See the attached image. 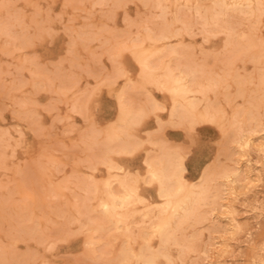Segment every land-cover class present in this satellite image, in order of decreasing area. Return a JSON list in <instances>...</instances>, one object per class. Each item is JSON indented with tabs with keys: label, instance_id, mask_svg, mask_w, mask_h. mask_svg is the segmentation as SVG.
I'll list each match as a JSON object with an SVG mask.
<instances>
[{
	"label": "rangeland",
	"instance_id": "1",
	"mask_svg": "<svg viewBox=\"0 0 264 264\" xmlns=\"http://www.w3.org/2000/svg\"><path fill=\"white\" fill-rule=\"evenodd\" d=\"M258 1L0 0V264H264Z\"/></svg>",
	"mask_w": 264,
	"mask_h": 264
},
{
	"label": "bare ground",
	"instance_id": "2",
	"mask_svg": "<svg viewBox=\"0 0 264 264\" xmlns=\"http://www.w3.org/2000/svg\"><path fill=\"white\" fill-rule=\"evenodd\" d=\"M222 1H223V0H222ZM230 1H231V0H230ZM257 1H258V0H256V2H257ZM263 1H264V0H263ZM256 2H255V3H256ZM258 2H260V1H258ZM258 2H257V3H258ZM218 4H219V3H218ZM220 4H221V3H220ZM245 4H246V3H245ZM222 5H223V3H222ZM250 5H251V3H250ZM255 5H256V4H255ZM257 5H258V7L260 6V4H257ZM257 5H256V6H257ZM213 6H214V5H213ZM231 6H233V5H231ZM231 6H230V7H231ZM248 6H249V4H248ZM230 7H229V8H230ZM236 7L239 8L240 5H239V7H238V6H236ZM229 8H228V9H229ZM243 8H244V7H241V9H243ZM245 8H246V7H245ZM259 8H260V7H259ZM231 9H232V8H231ZM231 9H230V10H231ZM233 9H234V8H233ZM233 9H232V10H233ZM263 9H264V8H263ZM234 10H235V9H234ZM236 10H237V9H236ZM255 10H256V8H255ZM194 11H195V10H194ZM223 11L226 12V10H223ZM247 11H248V10H247ZM249 11H250V10H249ZM257 11H258V10H257ZM203 12H204V11H203ZM212 12H213V11H212ZM214 12H215V11H214ZM232 12H233V11H232ZM252 12H253V11H252ZM252 12L250 11L251 14H252ZM263 12H264V11H263ZM228 13H229V12H228ZM246 13H247V12H246ZM259 13H260V12H259ZM197 14H198V13H197ZM215 14H217V13H215ZM238 14H239V12H238ZM239 15H241V14H239ZM249 15H250V14H249ZM174 17H175V16H174ZM202 17H204V16H202ZM214 17H215V16H214ZM251 17H252V16H251ZM259 17H260V16H259ZM259 17H258V18H259ZM161 18H162V16H161ZM161 18H160V19H161ZM215 18H216V17H215ZM200 19H201V18H200ZM175 20H176V18H175ZM201 21H202V19H201ZM209 21H210V20H209ZM211 21H212V20H211ZM169 24H170V23H169ZM204 25H205V24H204ZM178 26H179V25H178ZM201 27H202V26H201ZM217 27H218V26H217ZM7 28H8V27H7ZM227 28H228V27H227ZM185 29H186V28H185ZM217 29H218V28H217ZM220 30H221V29H220ZM226 30H228V29H226ZM253 30H254V29H253ZM148 31H149V30H148ZM166 31H167V30H166ZM7 32H8V31H7ZM172 32H173V31H172ZM162 33H163V31H162ZM164 33H165V31H164ZM206 33H208V32H206ZM226 33H227V32H226ZM229 33H230V32H229ZM1 35H2V34H1ZM155 35H156V34H155ZM211 35H212V34H211ZM161 36H162V35H161ZM166 36L168 37L169 35L167 34ZM10 37H11V36H10ZM152 37H153V35H152ZM157 38H158V37H157ZM161 38L164 39V37H161ZM161 38L159 37L160 40H161ZM235 38H236V37H235ZM153 39H154V38H153ZM247 39H248V38H247ZM164 40H165V39H164ZM230 40H231V39H230ZM240 40H241V39H240ZM245 40H246V39H245ZM153 41H154V40H153ZM138 42H139V41H138ZM229 42H230V41H229ZM262 43H263V42H262ZM246 44H247V43H246ZM249 48H250V47H249ZM171 52H172V51H171ZM173 52H174V51H173ZM166 53H167V52H166ZM138 54H141V53H138ZM143 54H144V53H143ZM170 54H171V53H170ZM174 55H175V54H174ZM141 56H142V55H141ZM157 59H158V58H157ZM152 61H153V60H152ZM153 62H155V61H153ZM152 64H154V63H152ZM171 64H172V63H171ZM154 68H156V67H154ZM184 69H186V68H184ZM185 71H186V70H185ZM185 71L182 70V73L185 72ZM186 72H187V71H186ZM188 73H189V72H188ZM190 73H192V72L190 71ZM184 74H185V73H184ZM187 75H188V74H187ZM190 75H192V74H190ZM120 76H122V75H120ZM120 76H119V77H120ZM192 76H193V75H192ZM192 76H190V77H192ZM194 76H195V75H194ZM175 77H176V76H175ZM175 77H174V78H175ZM183 77H184V76H183ZM185 78H186V77H185ZM192 78H193V77H192ZM192 78H191V80H192ZM159 79H160V78H159ZM180 79H181V78H180ZM183 79H184V78H183ZM193 79H194V78H193ZM188 81L190 82V79H188ZM126 82H127V81H126ZM128 82H129V81H128ZM166 83H167V82H166ZM173 83H175V82H173ZM186 85H188V84H186ZM189 85H190V84H189ZM191 85H192V84H191ZM193 87H194V86H193ZM155 88H156V87H155ZM174 88H175V87H174ZM178 88H180V89L182 90V92L184 91V93H186L187 91H189L188 88H190V86H188V87H184V85L180 82V80H178ZM191 89H192V87H191ZM193 89H194V88H193ZM206 90H207V89H206ZM206 90H205V91H206ZM191 91H192V90H191ZM194 91H195V90H194ZM174 92H175V91H174ZM189 93H190V92H189ZM193 93H194V92H193ZM190 94H192V93H190ZM195 94H196V91H195ZM172 96H174V95H172ZM187 100H188V99H187ZM187 100H186V101H187ZM189 101H190V100H188V102H189ZM189 103H190V102H189ZM176 105H177V104H176ZM187 105H188V104H187ZM187 105H186V106H187ZM151 106H153V105H151ZM155 106L157 107L158 105H155ZM155 106H154V107H155ZM177 106H178V105H177ZM177 106H176V107H177ZM186 106H185V107H186ZM149 107H150V106H149ZM158 107H159V106H158ZM158 107H157V108H158ZM178 107H179V109H180V106H178ZM178 107H177V108H178ZM192 107L195 108V106H193L192 103L189 104V105L187 106L186 112H187V111H191V109H193ZM206 107H207V106H206ZM209 107H210V106H209ZM151 108H152V107H151ZM149 109H150V108H149ZM152 109H153V108H152ZM176 110H177V109L175 108V111H176ZM125 111H126V110H125ZM125 111H124V113H125ZM149 111H150V110H149ZM151 111H153V110H151ZM151 111H150V113H151ZM170 111H171V110H170ZM175 111H173V113H176ZM178 111H179V110H178ZM203 111H204V110H203ZM207 111H208V110H206V112H205V111H204V112L207 113ZM126 112H127V111H126ZM180 112H181V113L183 112V114H184L185 111L181 108ZM186 112H185V114H186ZM208 112H209V111H208ZM178 113H179V112H178ZM209 113H212V111H210ZM191 114H192V113H191ZM213 114H214V113H213ZM138 115H139V113H138ZM171 115H172V114H171ZM187 115H188V114H187ZM189 115H190V114H189ZM189 115H188V116H189ZM192 115H193V114H192ZM210 115H211V114H210ZM168 116H170V113H169V115H167V118H168ZM178 116H179V115H177V117H178ZM180 116H181V115H180ZM180 116H179V117H180ZM203 116H204V115H203ZM215 116H216V114H215ZM136 117H137V115H136ZM175 117H176V116H175ZM192 117L194 118V116H192ZM205 117H206V116H205ZM141 118H142V117H141ZM173 118H174V117H173ZM189 118H190V116H189ZM210 118H211V116H210ZM212 118H213V117H212ZM212 118H211V119H212ZM130 119H132V118H130ZM138 119H139V118H138ZM176 119H177V118H176ZM183 119H184V118H183ZM185 119H186V115H185ZM198 119H199V118H198ZM211 119H210V121H211ZM180 120H181V119H180ZM180 120H179V121H180ZM187 120H188V119H187ZM189 120H190V119H189ZM193 120H194V119H193ZM199 120H201V119H199ZM212 120H213V119H212ZM221 120H222V119H221ZM190 121H192V119H191ZM196 121H197V120H196ZM225 121H226V120H225ZM132 122H133V120H132ZM132 122H131V123H132ZM157 122H158V120H157ZM192 122H193V121H192ZM192 122H191V123H192ZM194 122H195V121H194ZM200 122H201V121H200ZM233 122H234V120H233ZM173 123H174V122H173ZM207 123H208V122H207ZM227 123H228V122H227ZM119 124H120V123H119ZM126 124H128V123H126ZM160 124H161V122H160ZM225 124H226V123H225ZM115 125H116V124H115ZM157 125H158V124H157ZM120 126H121V125H120ZM126 127H127V126H126ZM219 127H220V126H219ZM120 130H121V129H120ZM120 130H119V131H120ZM163 130H164V129H163ZM116 133H118V132H116ZM118 135H119V134H118ZM130 137H131V136H130ZM145 137H146V136H145ZM147 137H148V136H147ZM149 138H150V137H149ZM149 138H147V139H149ZM106 139H107V138H106ZM132 139H133V138H132ZM132 139H131V141H132ZM150 139H151V138H150ZM107 140H108V139H107ZM147 141H149V140H147ZM119 142H122V141L119 140ZM138 142H140V141H138ZM145 142H146V141H145ZM151 142H152V141H151ZM241 142H244V143H245L246 141H241ZM122 143H123V142H122ZM129 143H130V142H129ZM147 144H149V143H147ZM147 144H146V146H149V145H147ZM245 144H247V143H245ZM116 145H117V144H116ZM120 145H121V144H120ZM122 145H123V144H122ZM129 145H130V144H129ZM132 145H133V144H131V146H130L131 148H133ZM150 145H151V143H150ZM241 145H243V144H241ZM110 146H111V144H110ZM124 146H126V144H125ZM133 146H134V145H133ZM153 146H154V145H153ZM153 146H152V148H153ZM246 146H247V145H246ZM113 147H114V146H113ZM134 147H135V146H134ZM241 147H243V146H241ZM110 148H111V147H110ZM118 148L121 149V150L124 149V148H122V146H121V147L119 146ZM136 148H138V147H136ZM136 148H135V149H136ZM244 148H245V147H244ZM107 149H108V148H107ZM114 149H115V147H114ZM119 149H118V150H119ZM125 149H126V148H125ZM133 149H134V148H133ZM160 149H161V147H160ZM160 149H158V150H159V151L164 150V149H161V150H160ZM112 150H113V149H112ZM118 150H117V151H118ZM127 151L130 152L129 149H128ZM110 152H111V151H110ZM114 152H115V151H114ZM149 152H150V151H149ZM149 152H147V153H149ZM104 153H105V152H104ZM115 153H117V152H115ZM121 153H122V155H123L124 152L122 151V152H120V154H121ZM147 153H146V154H147ZM161 153H162V151H161ZM161 153H160L159 155L164 156L163 153H162V154H161ZM169 153H170V152H169ZM150 154H151V153H150ZM103 155H104V154H103ZM107 155H108V154H107ZM109 155H110V154H109ZM127 155H128V154H127ZM148 155H149V154H148ZM148 155H145V157L148 156ZM152 155H153V154H152ZM168 155H169V154H168ZM150 156H151V155H150ZM154 156H155L154 158L156 159L157 155H154ZM174 156H175V155H174ZM176 156H177V154H176ZM177 157H178V156H177ZM105 158H106V157H105ZM99 159H100V158H99ZM146 159H147V157H146ZM146 159L144 158V160H146ZM150 159H151V157H150ZM90 160H91V159H90ZM90 160H89V161H90ZM93 160H94V158H93ZM107 160H108V159H107ZM153 160H154V159H153ZM158 160H159V158H158ZM163 160H164V158H163ZM95 161H96V160H95ZM99 161H100V160H99ZM99 161H98V162H99ZM103 161H104V159H103ZM148 161H149V160H148ZM151 161H152V160H151ZM151 161L148 162V167L145 166L147 169L150 170V174H151V176H148V178H149V177H151V178H152V177H154V178L156 177V178H158V180H160L161 184L164 183V182H165V179H166V176H168V175H166V171H165L166 169H165V167H164V168L162 167L164 164H163L162 166H160V167L157 165L159 168H156L155 165H154V163H152ZM156 161H157V160H156ZM164 161H166V159H165ZM167 161H168V160H167ZM172 161L174 162V160H172ZM172 161H171V162H172ZM87 162H88V161H87ZM108 162H109V161H107V163H108ZM143 162L145 163V161H143ZM146 162H147V160H146ZM179 162H180V161H179ZM101 163H102V162H101ZM109 163H110V162H109ZM156 163H157V162H156ZM156 163H155V164H156ZM160 163H162V162H160ZM160 163H158V164H160ZM163 163L166 164V163H168V162H163ZM110 164H111V163H110ZM110 164H109V165H110ZM172 164H173V163H172ZM101 165L103 166V164H101ZM160 165H161V164H160ZM92 166H93V165H92ZM106 166H107V164H106ZM165 166H167V164H166ZM176 166H178V165H176ZM86 167H87V166H86ZM93 167H94V166H93ZM93 167H92V168H93ZM114 167H115V166H114ZM180 167H181V166H180ZM180 167H179V168H180ZM107 168H108V167H107ZM111 168H113V167H111ZM118 168H119V167H118ZM172 168H173V166H172ZM181 168H182V167H181ZM116 169H117V168H116ZM116 169H113V170L116 171ZM120 169H121V168H120ZM120 169L117 170V172L120 173V171H121ZM177 169H178V168H177ZM92 170H93V169H92ZM94 170H95V168H94ZM108 170L110 171V168H109ZM180 170H181V169H180ZM236 170H237V169H236ZM147 171H148V170H147ZM147 171H146V172H147ZM171 171H172V170H171ZM174 171H175V170H174ZM174 171H173V172H174ZM178 171H179V170H178ZM183 171H184V170H183ZM94 172H95V171H94ZM107 172H108V171H107ZM173 172H172V174H173ZM181 172H182V171H181ZM147 173H148V172H147ZM226 173H227V172H226ZM150 174H149V175H150ZM172 174H171V175H172ZM178 174H179V172H178ZM235 174H236V172H235ZM225 175H226V174H225ZM225 175H224V177H225ZM178 176H179V178H180V175H178ZM229 176H230V175H229ZM129 177H130V176H129ZM169 177H170V175H169ZM230 177H231V176H230ZM151 178H150V179H151ZM172 178H173V177H172ZM172 178H171V179H172ZM176 178H178V177H176ZM179 178H178V179H179ZM116 179H117V178H116ZM146 179H147V178H146ZM174 179H175V178H174ZM178 179H177V180H178ZM180 179H181V178H180ZM226 179H227V178H226ZM90 180H91V179H90ZM90 180H89V181H90ZM110 180H112V178H110ZM117 180H118V179H117ZM122 180H123V179H122ZM133 180H134V179H132V181H133ZM166 180H167V179H166ZM177 180H176V181H177ZM134 181H135V180H134ZM147 181H148V180H147ZM151 181H152V180H151ZM129 182H130V181H129ZM141 182H142V180H141ZM92 183H93V182H92ZM115 183H116V182H115ZM123 183L125 184V182L122 181L121 184H123ZM132 183H134V182H132ZM150 183H151V182H150ZM150 183L147 182V185L150 186ZM152 183H153V182H152ZM152 183H151V184H152ZM157 183H158V182H157ZM165 183H166V182H165ZM169 183H171V181H170ZM103 184H104V183H103ZM117 184H118V183H117ZM142 184H143V183H142ZM145 184H146V182H145ZM159 184H160V183H159ZM172 184H174V182H173ZM183 184H185V183H183ZM201 184H202V183H201ZM104 185H105V186H104L105 188H106V185H107V188L109 189V188H111V187H110V186L108 187V185H112V184L110 183V184H104ZM119 185H120V184H119ZM119 185H118V186H119ZM143 185H144V184H143ZM168 185H171V184H168ZM176 185H177V184H176ZM180 185H181V184H180ZM180 185H179V186H180ZM194 185H195V184H194ZM102 186H103V185H102ZM118 186H117V188H119ZM124 186H125V185H124ZM124 186H123V187H124ZM144 186H145V185H144ZM195 186H196V185H195ZM201 186H202V185H201ZM120 187H122V186H120ZM159 187H160V185H159ZM171 187H172V186H171ZM180 187H182V186H180ZM205 187H206V186H205ZM107 188H106V189H107ZM127 188H128V187H127ZM127 188H124V189H127ZM175 188H176V187H175ZM187 188H188V187H187ZM201 188H202V187H201ZM90 189H91V188H90ZM94 189H95V188H94ZM106 189H105V192H108L109 190L106 191ZM157 189L159 190V188H157ZM199 189H200V188H199ZM92 190H93V189H92ZM122 190H123V189H122ZM128 190H129V189H128ZM130 190H132V189H130ZM179 190H180V189H179ZM181 190H182V189H181ZM231 190H232V189H231ZM135 191H136V190H135ZM170 191H171V190H168V189H165V188H161V189H160L161 196H162V197H165V198L170 197ZM186 191H187V193H188V189H187ZM111 192H112V191H111ZM114 192H115V191H114ZM127 192H128V191H127ZM174 192H175V191H174ZM202 192H204L203 189H202ZM202 192H200V193H202ZM205 192H207V191H205ZM112 193H113V192H112ZM118 193H119V192H118ZM130 193H131V192H130ZM130 193H128V194H130ZM171 193H172V191H171ZM180 193H181V192H180ZM29 194H30V193H29ZM95 194H96V193H95ZM95 194H94V195H95ZM107 194H108V193H107ZM113 194H114V193H113ZM116 194H117V193H116ZM120 194H121V193H120ZM128 194H126V195L128 196ZM156 194H157V193H156ZM156 194H155V195H156ZM185 194H186V192H185ZM193 194H194V193H193ZM198 194H199V193H198ZM205 194H208V193H205ZM90 195H91V194H90ZM171 195H172V194H171ZM186 195H187V194H186ZM189 195H190V193H189ZM189 195H188V196H189ZM191 195H192V194H191ZM196 195H197V193H196ZM92 196H93V195H92ZM108 196H109V195H107V198H109ZM110 196H112V195H110ZM116 196H117V195H116ZM123 196H124V195H123ZM123 196H122V197H123ZM176 196H177V195H176ZM183 196H184V195H183ZM192 196H193V195H192ZM117 197L119 198L120 195L117 196ZM124 197H125V196H124ZM129 197H130V196H129ZM156 197H158V196H156ZM190 197H191V196H190ZM85 198H86V197H85ZM115 198H116V197H115ZM125 198H127V197H125ZM170 198H173V199H174L173 196L170 197ZM170 198H168V199H170ZM182 198H186V197H182ZM199 198H201V197H198V200H199ZM205 198H206V197H205ZM33 199H34V198H33ZM51 199H52V198H51ZM191 199H192V198H191ZM196 199H197V198H196ZM110 200H111V199H110ZM113 200H114V199H113ZM124 200H129V199H121L119 203H123ZM136 200H137V199H136ZM164 200H165V199H164ZM166 200H167V199H166ZM171 200H172V199H171ZM180 200H182V199L180 198ZM184 200H185V199H183V202H184ZM186 200H187V199H186ZM201 200H202V198H201ZM203 200H205V199H203ZM87 201H88V200H87ZM87 201H85V202H87ZM90 201H91V200H90ZM106 201H107V200H106ZM115 201H118V200H115ZM131 201H132V199H131L129 202H131ZM191 201H192V200H191ZM193 201H194V200H193ZM109 202H110V201H109ZM129 202H128V204H129ZM139 202H143V200H142V201L139 200ZM144 202H145V201H144ZM162 202H163V200H162ZM173 202H174V201H173ZM177 202H178V201H177ZM181 202H182V201H181ZM196 202H197V201H196ZM201 202H202V201H201ZM34 203H35V202H34ZM81 203H82V202H81ZM98 203H99V201H98ZM98 203H97L96 205H98ZM100 203H101V200H100ZM105 203H106V202H105ZM115 203H116V202H115ZM115 203L113 202V204H115ZM136 203H137V202H136ZM168 203H169V201H168ZM171 203H172V202H171ZM175 203H176V202H174V204H175ZM87 204H89V203H87ZM102 204H103V203H101V204H99V205L101 206ZM117 204H118V203H117ZM123 204H124V203H123ZM126 204H127V203H126ZM126 204H124L123 206H125ZM172 204H173V203H172ZM194 204H195V203H194ZM202 204H204V203H202ZM82 205H83V204H82ZM99 205H98V206H99ZM109 205H111V203H110ZM132 205H133V203H132ZM137 205H138V204H137ZM163 205H164V204H163ZM176 205H177V204H176ZM21 206H22V205H21ZM100 206H99V207H100ZM102 206H103V205H102ZM114 206H116V205H114ZM123 206H121V207H123ZM128 206H129V205H128ZM174 206H175V205H174ZM187 206H188V205H187ZM200 206H201V204H200ZM36 207H37V206H36ZM88 207H89V206H88ZM105 207H106V206H105ZM112 207H113V205L110 206L109 208H112ZM172 207H173V206H172ZM190 207H191V206H190ZM117 208H118V207H117ZM117 208L115 207L114 209H117ZM125 208H126V206H125ZM164 208H165V206H164ZM167 208H168V207H167ZM175 208H176V207H175ZM175 208H174V210H175ZM178 208H180V207H178ZM187 208H188V207H187ZM194 208H195V207H194ZM228 208H229V207H228ZM114 209H113V210H114ZM180 209H181V208H180ZM183 209H184V208H183ZM189 209H190V208H189ZM198 209H199V208H198ZM98 210H99V209H98ZM102 210H103V209H102ZM111 210H112V209H111ZM118 210H119V209H118ZM123 210H124V208H123ZM176 210H178V212H179V209H176ZM196 210H197V209H196ZM196 210H195V211H196ZM105 211H106V210H105ZM109 211H110V210H109ZM114 211L116 212V210H114ZM114 211H113V212H114ZM135 211H136V210H135ZM163 211H164V210H163ZM78 212H80V211H78ZM102 212H103V211H102ZM107 212H108V211H107ZM130 212H131V211H130ZM130 212H129V213H130ZM136 212H137V211H136ZM136 212H135V213H136ZM154 212H155V211H154ZM169 212H170V211H169ZM190 212H191V211H190ZM229 212H230V211H229ZM111 213H112V212H111ZM111 213H110V214H111ZM116 213H117V212H116ZM118 213H119V212H118ZM131 213H133V215L135 216V213H134V212H131ZM131 213H130V214H131ZM139 213H140V212H139ZM159 213H160V212H159ZM179 213H180V212H179ZM181 213H182V211H181ZM186 213H188V212H186ZM194 213H195V212H194ZM87 214H88V213H87ZM107 214H109V213H107ZM107 214H106V215H107ZM136 214H137V213H136ZM147 214H150V213H147ZM170 214H171V212H170ZM191 214H192V213H191ZM191 214H190V216H191ZM104 215H105V214H104ZM137 215H138V214H137ZM159 215H161V214H159ZM159 215H158V216H159ZM162 215H163V212H162ZM171 215H173V214H171ZM181 215H182V214H181ZM186 215H187V214H186ZM194 215H195V214H193V216H194ZM112 216H113L112 219L114 218V216H115V218H116V215H113V214H112ZM119 216H120V215H119ZM122 216H125V215H122ZM148 216H149V215H148ZM148 216H147V217H148ZM175 216H176V215H175ZM81 217H82V216H81ZM109 217H111V216H109ZM117 217H118V216H117ZM144 217H146L145 214H144ZM144 217H143V218H144ZM159 217H160V216H159ZM166 217H167V216H166ZM176 217H177V216H176ZM183 217H184V216H183ZM185 217H187V216H185ZM191 217H192V216H191ZM79 218H80V217H79ZM88 218H89V217H88ZM100 218H101V217H100ZM107 218H108V217H107ZM143 218H140L139 220L142 221ZM154 218H156V217H154ZM188 218H189V217H187V219H188ZM193 218H194V217H193ZM73 219H74V218H73ZM82 219H84V217H82ZM89 219H90V218H89ZM89 219H88V222H90ZM95 219H97V218H95ZM144 219H145V218H144ZM152 219H153V218H152ZM162 219H163V218H162ZM162 219H161V220H162ZM182 219H183V218H182ZM189 219H192V218H189ZM194 219H195V218H194ZM107 220H108V219H107ZM113 220H115V219H113ZM121 220H123V219H120V222H121ZM178 220H179V219H178ZM86 221H87V220H86ZM102 221H103V220H102ZM155 221H156V220H155ZM184 221H185V220H184ZM187 221H188V220H187ZM196 221H197V220H196ZM91 222H92V221H91ZM125 222H126V220H125ZM125 222H123V223H125ZM160 222H161V221H160ZM162 222H163V221H162ZM162 222H161V223H162ZM166 222H168V221H166ZM192 222H193V221H192ZM198 222H199V221H198ZM96 223H97V221H96ZM96 223H94V224L97 226ZM107 223H108V222H107ZM141 223H142V222H141ZM156 223H157V224H160V223H158L157 221H156ZM183 223H184V222H183ZM193 223H194V222H193ZM233 223H234V222H233ZM86 224H87V223H86ZM94 224H93V225H94ZM101 224H102V223H101ZM101 224H100V225H101ZM118 224H119V221H118ZM154 224H155V223H154ZM162 224H163V223H162ZM168 224H169V223H168ZM171 224H172V222H171ZM84 225H85V224H84ZM89 225H90V224H89ZM107 225H108V224H107ZM113 225H114V224H113ZM121 225H122V224H121ZM138 225H140V223H139ZM165 225H166V224H165ZM174 225H176V224H174ZM81 226H82V225H81ZM90 226H91V225H90ZM102 226H103V225H102ZM122 226H125V225H122ZM133 226H134V225H133ZM133 226H132V227H133ZM168 226H169V225H168ZM84 227H85V226H84ZM87 227H88V226H87ZM93 227H94V226H93ZM97 227H98V226H97ZM119 227H121V226H119ZM128 227H130V226L128 225ZM134 227H135V226H134ZM151 227H152V226H151ZM155 227H156V226H155ZM165 227H166V226H165ZM98 228H99L98 230L101 231V229H100L101 227H98ZM124 228H127V227H123V229H124ZM157 228H158V226H157ZM167 228H169V227H166L165 230H166ZM236 228H237V227H236ZM86 229H87V228H86ZM95 229H96V228H95ZM95 229H94V230H95ZM103 229H105V228H103ZM113 229H114V228H113ZM123 229H122V230H123ZM140 229H141V228H140ZM158 229H159V228H158ZM237 229H238V228H237ZM88 230H89V229H88ZM98 230H95V231L98 232ZM117 230H118V228H117ZM120 230H121V229H120ZM161 230H164V229H161ZM169 230H170V229H169ZM178 230H179V229H178ZM233 230H234V229H233ZM103 231H104V230H103ZM131 231H132V230H131ZM145 231H147V230L145 229ZM145 231H144V233H145ZM155 231H156V230H155ZM167 231H168V230H167ZM175 231H176V229H175ZM104 232H105V231H104ZM120 232H121V231H120ZM128 232H129V231H128ZM150 232H151V231H150ZM152 232H153V231H152ZM156 232H157V231H156ZM156 232H155V233H156ZM160 232H162V231H160ZM86 233H87V232H86ZM93 233L95 234V232H93ZM99 233H100V232H99ZM99 233H97V234H99ZM122 233H123V231H122ZM122 233H121V234H122ZM163 233H164V232H163ZM167 233H168V232H167ZM170 233H171V236H172V232H170ZM106 234H107V233H106ZM112 234H113V233H112ZM123 234L126 235V233H123ZM130 234H131V233H130ZM137 234H138V233H137ZM173 234H175V233H174V229H173ZM99 235L102 236V234H99ZM124 235H123V237H124ZM128 235H129V234H128ZM128 235H127V236H128ZM154 235H155V234H154ZM161 235H162V234H161ZM161 235H160V236H161ZM92 236H93V235H92ZM121 236H122V235H121ZM127 236H125V237H127ZM132 236H133V235H132ZM134 236H135V235H134ZM137 236H140V235H137ZM137 236H136V237H137ZM151 236H152V235H151ZM151 236H150V237H151ZM169 236H170V235H169ZM171 236H170V237H171ZM93 237H94V236H93ZM95 237H96V236H95ZM128 237H129V236H128ZM136 237H135V238H136ZM165 237H168V236H165ZM165 237H164V238H165ZM170 237H168V238H170ZM130 238H131V237H130ZM130 238H128V239H130ZM161 238H162V237H161ZM168 238H167L166 240H168ZM173 238L176 239V237H173ZM93 239H94V238H93ZM97 239H98V237H97ZM131 239H132V238H131ZM159 239H160V238H159ZM174 239H173V240H174ZM95 240H96V238H95ZM113 240H114V239H113ZM141 240H142V239H141ZM161 240H162V239H160L159 242H161ZM91 241H92V239H91ZM130 241H131V240H130ZM130 241H129V242H130ZM138 241H140V240H138ZM157 241H158V240H157ZM168 241L170 242V240H168ZM175 241H176V240H175ZM175 241H174V242H175ZM177 241H178V240H177ZM88 242L90 243V241H88ZM140 242H141V241H140ZM140 242H139V243H140ZM83 243H85V242H83ZM122 243H123V242H121V244H122ZM142 243H146V242H142ZM91 244H92V242H91ZM93 244H94V242H93ZM131 244H132V241H131ZM161 244H162V243H161ZM168 244H169V243H168ZM178 244H179V242H178ZM87 245H90V244H87ZM134 245H136V244H133V246H134ZM144 245H145V244H144ZM144 245H143L142 247L145 248ZM158 245H160V244H158ZM163 245H164V244H163ZM169 245H170V244H169ZM169 245H168V246H169ZM175 245H177V244H175ZM180 245H181V243H180ZM122 246H123V245H122ZM124 246H125V245H124ZM183 246H184V245H183ZM131 247H132V246H131ZM139 247H141V246H139ZM142 247H141V248H142ZM165 247H166V245H165ZM175 247H176V246H175ZM94 248H95V247H94ZM124 248H125V247H124ZM128 248H129V247H128ZM151 248H152V247H151ZM151 248L149 247V249H151ZM156 248H157V247H156ZM158 248H159V247H158ZM160 248H161V247H160ZM86 249H88V248H86ZM122 249H123V248H122ZM132 249H133V248H132ZM132 249H131V250H132ZM136 249H137V248H136ZM145 249H147V247H146ZM89 250H90V249H89ZM117 250H118V249H117ZM119 250H120V249H119ZM128 250H129V249H128ZM157 250H158V249H157ZM157 250H156V251H157ZM144 251H145V250H144ZM147 251H148V250H147ZM150 251H152V250H150ZM156 251H155V252H156ZM161 251H162V250H161ZM163 251H164V250H163ZM125 252H126V251H125ZM117 253H118V252H117ZM153 253H154V252H153ZM153 253H152V254H153ZM157 253H158V252H156V255H157ZM162 253H163V252H162ZM182 253H183V252H182ZM182 253H181V254H182ZM134 254H135V253H134ZM139 254H140V253H139ZM139 254H138V256H140ZM146 254H147V253H146ZM160 254H161V253H158L159 256H160ZM115 255H116V254H115ZM120 255H121V254H120ZM120 255H119V256H120ZM162 255H163V254H162ZM166 255H167V254H166ZM179 255H180V254H179ZM121 256H122V255H121ZM121 256H120V257H121ZM134 256H135V255H134ZM116 257H118V254H117ZM153 257H154V256H152L151 254H150V255H149V254H148V255H141V256H140V259H141V261H142V264H156V263L154 262ZM165 257H166V256H165ZM167 257H168V256H167ZM169 257H170V256H169ZM114 258H115V256H114ZM124 258H125V256H124ZM126 258H127V257H126ZM154 258H155V257H154ZM117 259H118V258H117ZM170 259H171V258H169V261H170ZM131 260H132V259H131ZM171 260H172V259H171ZM156 261H157V260H156ZM135 262H136V261H135ZM157 262H158V261H157ZM161 262H162V261H161ZM163 263H164V262H163ZM139 264H140V263H139Z\"/></svg>",
	"mask_w": 264,
	"mask_h": 264
}]
</instances>
